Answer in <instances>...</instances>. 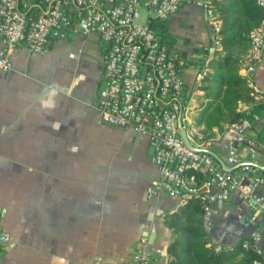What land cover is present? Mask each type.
Returning a JSON list of instances; mask_svg holds the SVG:
<instances>
[{
	"label": "crops",
	"instance_id": "0c3cea01",
	"mask_svg": "<svg viewBox=\"0 0 264 264\" xmlns=\"http://www.w3.org/2000/svg\"><path fill=\"white\" fill-rule=\"evenodd\" d=\"M34 1L20 0V7L31 3L36 15ZM139 23L153 25L179 52L195 127L205 89L219 83L197 76L216 73L211 61L222 49L203 0L164 23L142 10ZM12 64V72L0 73V205L11 237L0 264H137L139 250L151 255V264H167L175 234L166 221L180 206L165 193L147 197L159 179L149 138L101 121L99 37L75 27L42 54L19 47ZM253 82L264 92V58ZM260 115L252 136L264 149ZM211 132L212 152L224 165L227 135ZM213 220V243L230 248L244 237L252 243L255 234L264 254V213L255 206L236 197L219 203Z\"/></svg>",
	"mask_w": 264,
	"mask_h": 264
},
{
	"label": "built area",
	"instance_id": "2783aa9c",
	"mask_svg": "<svg viewBox=\"0 0 264 264\" xmlns=\"http://www.w3.org/2000/svg\"><path fill=\"white\" fill-rule=\"evenodd\" d=\"M19 1L0 0V73L13 71L12 54L19 47L42 54L53 43L66 39L75 27L85 36H98L104 72L96 108L103 123L149 138L159 179L148 188V199L165 193L180 207L197 200L209 234L214 230L213 215L219 203L237 197L264 213V149L252 136L262 119L254 107L264 106V92L253 82L264 58V21L250 32V49L240 61L239 75L248 80L253 105L238 109L240 117L227 125L223 165L212 152V130L194 127L189 120L179 52L153 25L139 23L142 10L155 13L164 23L196 0H35L40 11L36 15L29 12L31 3L20 7ZM256 4L264 10V0H256ZM203 8L221 47V23L214 0H203ZM207 76V69L201 71L197 82ZM182 130L195 150L185 143ZM226 165L237 170L227 172ZM5 215L0 205V260L11 243L3 227ZM259 242L254 234L252 243L244 245L262 256L253 264H264ZM221 249L218 245L217 250ZM136 261L151 264L152 257L139 250Z\"/></svg>",
	"mask_w": 264,
	"mask_h": 264
},
{
	"label": "trees",
	"instance_id": "16d2710c",
	"mask_svg": "<svg viewBox=\"0 0 264 264\" xmlns=\"http://www.w3.org/2000/svg\"><path fill=\"white\" fill-rule=\"evenodd\" d=\"M219 13L221 23L220 42L222 49L216 51L215 58L211 65L217 70H227L228 75L224 77L211 76L206 77V81L219 82L230 87L232 99L226 98L223 101V107L232 115L234 120L240 117L236 111L240 95H236L239 90L249 95L252 92L248 85V80L239 75L240 61L236 59L233 49L236 44L247 46L250 49L249 34L258 29L264 21V10L257 4L256 0H214ZM230 3V5H224ZM240 6L236 8L237 4ZM244 18L243 31L237 32L239 18ZM225 54L223 55V53ZM236 101V102H235ZM259 114H264V106L254 107ZM210 117V116H209ZM207 119L208 129L217 126L213 117ZM167 225L173 230L175 238L167 249L170 260L167 264H253L256 260H261L254 248H245V243L249 242L248 237L239 240L233 247L226 248L222 246L217 250L218 244L213 243L211 234H209L203 221V209L197 200H190L187 204L167 217Z\"/></svg>",
	"mask_w": 264,
	"mask_h": 264
},
{
	"label": "rangeland",
	"instance_id": "374dc122",
	"mask_svg": "<svg viewBox=\"0 0 264 264\" xmlns=\"http://www.w3.org/2000/svg\"><path fill=\"white\" fill-rule=\"evenodd\" d=\"M234 2H238V0H234ZM224 5H230V3H226ZM236 6L237 9L240 8V6L237 4H233ZM239 24L237 28L236 33H240L243 31V24H244V18H239ZM247 46L236 44L235 48L233 49V53L236 56L237 62L238 59H242L243 52L246 53ZM223 53V52H222ZM244 53V54H245ZM225 52L223 53V55ZM240 64V63H239ZM215 76L224 77L228 75L227 70H216V73L213 74ZM211 75V76H213ZM209 76V77H211ZM210 82V81H208ZM230 87L217 83L216 86H208L205 89V94L203 95V100H206L205 102L202 100V104L198 103V106L196 107L195 111L198 109L199 105L201 109V115H197L195 120H198V123L195 124L197 127L204 126L208 129L207 126V119L208 117H213L216 121V123H219L217 126H214L213 128H210V130H213L214 128H218L221 132H226L227 125L233 124L236 119L234 120V115L230 114L224 107H223V101L226 98L232 99V93H230ZM236 95H240L239 101L237 103L236 111L238 112V109L244 108L246 106L253 105V101L249 99V95L244 94L243 90H239ZM202 97V96H201ZM236 102V101H235ZM202 105V106H201ZM209 117V118H210Z\"/></svg>",
	"mask_w": 264,
	"mask_h": 264
},
{
	"label": "water",
	"instance_id": "95a60500",
	"mask_svg": "<svg viewBox=\"0 0 264 264\" xmlns=\"http://www.w3.org/2000/svg\"><path fill=\"white\" fill-rule=\"evenodd\" d=\"M181 135H182V137H183L185 143L187 144V146H188L190 149L195 150V149L191 146V144H190V142H189V140H188V138H187L186 132H185L184 130L181 131ZM196 151H197V150H196Z\"/></svg>",
	"mask_w": 264,
	"mask_h": 264
}]
</instances>
